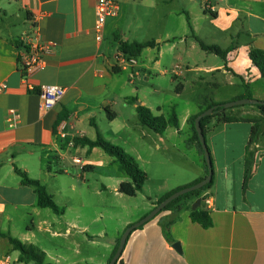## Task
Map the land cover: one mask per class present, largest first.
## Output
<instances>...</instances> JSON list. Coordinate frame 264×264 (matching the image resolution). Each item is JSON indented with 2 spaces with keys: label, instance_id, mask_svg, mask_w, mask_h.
<instances>
[{
  "label": "crops",
  "instance_id": "1",
  "mask_svg": "<svg viewBox=\"0 0 264 264\" xmlns=\"http://www.w3.org/2000/svg\"><path fill=\"white\" fill-rule=\"evenodd\" d=\"M96 1L0 0V231L37 247L45 253L49 264H109L113 257L117 238L107 237L104 229L91 232L96 218L86 217L81 192H73L75 182L69 183L70 193L64 182H59L56 191L50 186L62 177L74 181L68 166L80 168L79 177L84 180L85 171L95 170L98 164L115 163L99 148L88 152L86 146L73 144L75 138L94 140L96 130L92 123L106 140L123 148L138 162L139 154L130 143L132 135L138 131V138L143 141L149 130L140 125L135 105L126 102L133 92L127 90V84H133L131 76L128 75L126 84L119 78L120 73L130 68L131 75L139 76V71L134 72L135 65L141 71H158L157 75L165 76L167 69L172 68L175 80L184 79L185 74L193 83L209 79L210 86L215 88L220 83L233 87L239 82L242 89L238 88V92L223 97V101L207 99L206 104L244 99L243 83L248 85L251 99L264 101V79L248 57L250 49L264 51V0L215 1L214 13L205 10L206 0H119V15L107 21L101 41L93 31ZM34 21L41 40L53 46L44 67L32 70L23 79L21 38ZM116 38L127 43L154 41L157 46L145 48L134 58V65L125 66L117 56ZM139 38L144 39L138 41ZM197 40L232 51L223 60L201 49ZM146 50L154 54L147 69L142 58ZM113 67L121 72L113 73ZM41 85L65 88L62 100L47 112L40 111L39 96L30 90ZM178 85L183 89V84ZM10 110L16 117L13 128L6 121ZM202 110L200 106L198 111L184 114V123ZM230 111L220 115L260 117L253 105ZM108 114H114L113 119ZM97 119L107 123L106 133L100 130ZM117 121L120 124L116 125ZM251 127L245 120L222 122L219 116L206 122L204 135L210 148L213 184L205 192L210 206L207 208L201 201L199 207L208 211L211 226L203 228L191 221L193 202L165 233L158 222L160 217L170 214L164 212L129 235L116 264H264V133L255 142V170L245 193L242 192ZM182 129V123L177 129L168 127L159 135L160 141L179 152L167 133L179 135ZM188 129V138L194 140L191 127ZM73 158L79 159V163H73ZM15 167L45 185L64 212L55 214L37 207L36 194L21 184ZM119 171L118 168L116 174L102 169L103 175L114 181L116 194L119 184L127 182L122 181ZM206 175L198 168L163 196ZM162 188L159 185L158 190ZM160 198L148 202L149 208L141 218ZM131 224L132 221H126L124 230ZM41 232L47 236L43 245L36 237ZM174 243H179L180 253L173 249ZM18 257L8 239L0 238V264H34L20 263Z\"/></svg>",
  "mask_w": 264,
  "mask_h": 264
},
{
  "label": "rangeland",
  "instance_id": "2",
  "mask_svg": "<svg viewBox=\"0 0 264 264\" xmlns=\"http://www.w3.org/2000/svg\"><path fill=\"white\" fill-rule=\"evenodd\" d=\"M143 39L139 38L138 41H143ZM153 55V51L151 50H146L142 54L146 69L152 65ZM137 71L140 72L139 76L131 75L132 71L129 68L127 71L120 73L119 78L126 81L127 84V77L128 75L131 76L133 84H127V90L133 92H130L129 97L137 98V103L143 102L144 104L142 105L149 108L153 114H164L166 117L172 112H175L179 124H183V129L179 135H169L172 132L169 131L167 137L179 152L172 150L164 141L161 142L160 136L151 133L149 129L147 131L149 136H144L142 138L143 141L139 140L138 131L132 135L131 146H134L139 154L138 162L134 159L140 169L147 174L148 178L143 187V191L135 197L116 194L114 191V181L107 179L103 175L102 169L104 168L118 174V164L112 157L115 162L114 164H98L95 170L85 171L84 180L79 177L81 172L80 168L68 166L67 169L71 177L74 178V181H70L67 177H62L50 186L52 191H56L55 188L59 186V182H64V185L67 184L68 186L67 192L70 193L72 190L69 188V183L75 182L76 188L73 192H81L84 202V212L88 214L86 217L90 219L96 218L93 224L95 228L91 226V232L104 229L107 237H115L117 240L120 239L124 231V223L126 221L136 223V221L142 219L141 217L146 213L147 208H149V201H154L156 197H163L167 189H171L181 180L189 178L192 172L198 168L207 174V165L200 144L195 137L194 140L188 138L190 136L188 131L190 125L184 123V114L198 111L200 106L201 109L205 110L206 106L210 104L204 102L207 99L214 98L223 101L221 100L223 97H228L238 92V88H241L239 82H236V85L233 87L220 83V86L216 88L210 86L212 81L209 79H205L202 82L195 80L193 83V81L185 78V74L183 76L184 79L175 80L173 78L172 68L167 69L165 76L157 75L158 71H141L140 68L138 69L134 65V72L137 73ZM152 75L157 76V79L153 82L154 76ZM179 83L183 84V89L178 86ZM155 89L156 91H154ZM234 101L220 102V104L223 105ZM240 107L241 105L225 108V111L229 113L231 112L230 110H235ZM217 117L214 116L212 118L217 119ZM119 122L121 121H117L116 125L120 124ZM97 123L100 124V130L106 133L108 130L107 123H101L99 119H97ZM156 145H158V148ZM206 146L210 155V148L207 143ZM53 169H55V166H53ZM119 172L122 176V181H129L123 172ZM159 185L163 187L161 190H158ZM68 212L70 214V211ZM36 237L41 245L47 240V236L43 232L37 233Z\"/></svg>",
  "mask_w": 264,
  "mask_h": 264
},
{
  "label": "trees",
  "instance_id": "3",
  "mask_svg": "<svg viewBox=\"0 0 264 264\" xmlns=\"http://www.w3.org/2000/svg\"><path fill=\"white\" fill-rule=\"evenodd\" d=\"M116 41L118 42V47H117L118 52L125 56L133 57V58L139 57L145 48L157 46V44L154 41L140 42V43L138 42L127 43V42L120 40L119 38H116ZM197 41L201 49H203L204 51L210 52L212 54H215L223 60L226 58L227 54L230 51H232V48L222 50L218 46L205 45L200 40H197ZM248 57L250 61L252 62V64L257 68L260 77L264 79V51L258 50V49H250L248 52ZM111 71L115 74H119L121 72L120 68H117V67H113ZM243 87L246 90L245 98L251 99V94L249 92L248 85L243 83ZM126 102L129 104L135 105V111H136L137 118H138L140 125L146 127L147 129H149L155 134H158V135L163 134L164 131L168 127H173L176 129L179 127V121H178V118L175 112H172L170 115L166 117L162 115L156 116L152 113V111L149 108L145 107L144 105L140 103H137V98L135 97L127 98ZM213 106H218V107L217 109L214 110V112L211 115L202 117L200 120V126L203 129V133H204L206 122L214 116H219L221 121L226 122V123L245 120L251 123L252 125L249 141L247 143L246 151H245L243 187H242V192L244 194L247 189V184L249 180L251 179L254 173V170H255V158H256L257 151L254 145H255L257 138L261 134L264 133V101H259L258 104L253 105L260 112L259 118L241 119V118L220 115L221 112L225 111V108L221 104L210 103L209 105L206 106V109L213 107ZM205 110H202L198 114L189 117V119L187 120L193 131L194 137L197 139V141H198V137H197V133L195 130L194 122H195L196 117ZM113 117H114V114H108L109 119H113ZM61 120L62 118L59 121ZM92 125L94 129L96 130L95 139L89 140L87 138H82V139L75 138L73 140V144L86 146L88 148V152H90L93 148H99L105 154L114 158L115 162L118 164L119 170L123 172L129 179V181L122 182L119 184L117 192L125 196H128V197L137 196L138 193L143 191V187L145 185V182L147 181V174L140 169L135 159L131 155H129L120 146L114 145L108 140H106L99 132L97 126L94 123H92ZM198 143L200 144L199 141ZM14 170H15V173L19 176L21 184L33 189L34 193L36 194L37 207L42 208V209L44 208L50 209L55 214H62L64 212L62 208L58 207L55 204L52 196L47 192L45 185H43L38 180L31 179L27 175L26 172L19 170L16 167L14 168ZM206 171L208 172L207 169ZM201 180L202 179L197 180L193 182L192 184L186 187H183V188L190 187L198 183ZM212 184H213V177H212L211 182L203 186L201 189L185 193L179 196L178 198L172 200L171 202H169L166 205V207L155 216V217L160 216L164 212H170L168 216L160 217L158 220L159 225L163 229V232L167 233L169 227L176 221L179 215L183 211L190 209V206L193 202H195L197 199L202 200L203 193L209 190L212 187ZM179 190H181V188L176 191H179ZM176 191L170 192L166 194L165 196L161 197L160 199H158L155 202V206L160 204L164 199H166L168 196H170ZM190 219L191 221L201 225L203 228H209L212 224L208 211L205 209H202L201 207H198L194 210H190ZM140 227H138L137 229H139ZM0 238H7L13 250L18 251L19 253L18 262L20 263L33 262L34 264H49L46 262L45 253L39 250L37 247L33 245L24 244L20 240L13 238L10 234L3 233L1 231H0ZM118 244H119V239L116 242L113 255L116 252Z\"/></svg>",
  "mask_w": 264,
  "mask_h": 264
},
{
  "label": "built area",
  "instance_id": "4",
  "mask_svg": "<svg viewBox=\"0 0 264 264\" xmlns=\"http://www.w3.org/2000/svg\"><path fill=\"white\" fill-rule=\"evenodd\" d=\"M215 1L221 0H206L204 8L207 12L214 13L216 11L217 3ZM94 10L96 20L93 31L95 33V38L98 41H101L107 21L116 18L119 15V0H97ZM21 40L24 49L19 54L20 70L23 79H26L32 70L44 67L45 57L50 52L53 44L41 40L39 28L35 21L23 34ZM117 56L125 66L135 64V59L133 57L125 56L119 52ZM30 90H33L38 94L40 99L39 109L42 112H47L52 109L65 95V88L57 85H41L36 90L33 88H30ZM6 121L9 128L15 126L16 117L13 110L9 111V116ZM72 162L78 164L79 159L73 158ZM202 198V203L208 208L210 206V197L208 196V193H204Z\"/></svg>",
  "mask_w": 264,
  "mask_h": 264
},
{
  "label": "water",
  "instance_id": "5",
  "mask_svg": "<svg viewBox=\"0 0 264 264\" xmlns=\"http://www.w3.org/2000/svg\"><path fill=\"white\" fill-rule=\"evenodd\" d=\"M259 101L254 100V99H248V98H244V99H240V100H236L234 102H230V103H226L223 104L222 106L224 108H229V107H234L237 105H256L258 104ZM218 106H213L210 107L208 109H206L205 111H203L201 114H199L194 122V126H195V130L197 133V137H198V141L200 142L204 157H205V162L207 165V175L204 179H202L201 181H199L198 183L187 187V188H183L179 191L174 192L173 194H171L170 196H168L166 199H164L160 204H158L157 206H155L146 216H144L142 219H140L139 221H137L136 223H133L131 225H129L127 228H125V230L123 231L120 239H119V244L118 247L116 249V252L114 253L113 257L111 258L109 264H116L118 259L121 257V254L123 252L125 243L127 241V238L129 237V235L131 234V232H133L134 230H136L138 227L142 226L143 224H145L146 222L150 221L151 219H153L160 211H162L166 205L171 202L172 200L178 198L179 196L191 192V191H195L198 189H201L203 186L207 185L208 183L211 182L212 177H213V169H212V163H211V158L206 146V142H205V135L203 133V129L200 126V120L202 117L211 115L215 109H217ZM201 204V199H197L193 204L191 209L194 210L196 208H198ZM173 249L176 250L177 252H181L180 250V246L179 243H174L173 244Z\"/></svg>",
  "mask_w": 264,
  "mask_h": 264
}]
</instances>
